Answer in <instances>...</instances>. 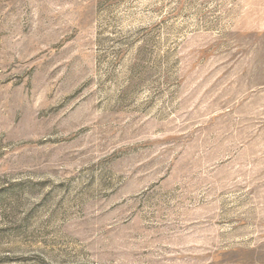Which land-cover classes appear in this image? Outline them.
Segmentation results:
<instances>
[{
    "label": "rangeland",
    "instance_id": "1",
    "mask_svg": "<svg viewBox=\"0 0 264 264\" xmlns=\"http://www.w3.org/2000/svg\"><path fill=\"white\" fill-rule=\"evenodd\" d=\"M0 264H264V0H0Z\"/></svg>",
    "mask_w": 264,
    "mask_h": 264
}]
</instances>
